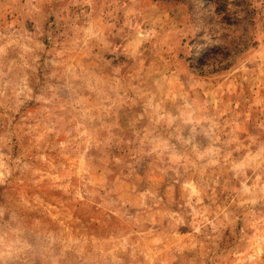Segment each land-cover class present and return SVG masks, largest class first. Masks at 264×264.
<instances>
[{
	"label": "rangeland",
	"instance_id": "obj_1",
	"mask_svg": "<svg viewBox=\"0 0 264 264\" xmlns=\"http://www.w3.org/2000/svg\"><path fill=\"white\" fill-rule=\"evenodd\" d=\"M0 264H264V0H0Z\"/></svg>",
	"mask_w": 264,
	"mask_h": 264
},
{
	"label": "trees",
	"instance_id": "obj_2",
	"mask_svg": "<svg viewBox=\"0 0 264 264\" xmlns=\"http://www.w3.org/2000/svg\"><path fill=\"white\" fill-rule=\"evenodd\" d=\"M175 1H182V2H184L185 0H175Z\"/></svg>",
	"mask_w": 264,
	"mask_h": 264
}]
</instances>
